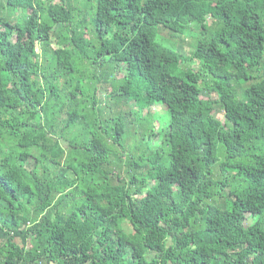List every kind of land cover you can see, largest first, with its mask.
Segmentation results:
<instances>
[{
    "label": "trees",
    "instance_id": "16d2710c",
    "mask_svg": "<svg viewBox=\"0 0 264 264\" xmlns=\"http://www.w3.org/2000/svg\"><path fill=\"white\" fill-rule=\"evenodd\" d=\"M77 1L0 0V264H264V0Z\"/></svg>",
    "mask_w": 264,
    "mask_h": 264
},
{
    "label": "rangeland",
    "instance_id": "374dc122",
    "mask_svg": "<svg viewBox=\"0 0 264 264\" xmlns=\"http://www.w3.org/2000/svg\"><path fill=\"white\" fill-rule=\"evenodd\" d=\"M74 4L77 7H82L83 5V0H78L77 2H74ZM193 31L196 30V33L199 34L200 32V28L196 27V26H192ZM195 29V30H194ZM190 32L189 35L185 36V37H181V38H171V35L169 32L162 30L160 32V37L163 38L164 40H166V44H168L171 47L177 48L178 51H180L183 55L189 57L192 53V51L194 50V43H195V37H197V34L194 32ZM212 32L208 33V36L211 35ZM191 68H196V66L190 65ZM121 76H119V78H121ZM110 92V86H100L99 87V97L101 99H104V95ZM203 97L207 98L208 95L207 93H203ZM105 100V99H104ZM104 105H102V108L104 109V116H109V111L112 110L113 114L117 113L119 110H123V111H129V107L127 106H116L115 103L113 101H107L105 103H103ZM110 108V110H109ZM150 113L152 115H154V117H156V119L158 120L157 122H154L155 125V131H157V129L159 128L160 124H162L163 122H168V111L165 107L163 106H154L152 108H150ZM146 114V112H144V115ZM214 117L217 118L218 120L222 121L224 123L225 118H224V114L220 109H216L214 111ZM132 119V117H131ZM164 123V124H165ZM143 128L140 125H136V127H131L130 128V134L127 136L126 140H125V153L124 155L127 157L129 156H134L137 157L139 156L141 153H143L144 151L147 150L146 148V144L145 143H141L140 142V134L142 133ZM59 146L61 149H65L66 148V143L64 141H60ZM114 161V158H111ZM126 161V160H125ZM125 162H123L124 166ZM125 169V168H124ZM123 176H125V172L122 173ZM252 222V219L249 218L248 220V224ZM126 230L128 231L127 226H125ZM148 258H151V255L147 256Z\"/></svg>",
    "mask_w": 264,
    "mask_h": 264
}]
</instances>
